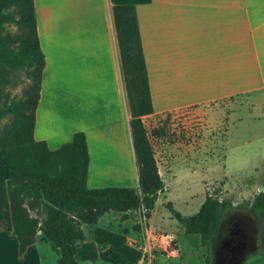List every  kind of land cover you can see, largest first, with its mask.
Returning <instances> with one entry per match:
<instances>
[{
    "label": "crops",
    "instance_id": "obj_1",
    "mask_svg": "<svg viewBox=\"0 0 264 264\" xmlns=\"http://www.w3.org/2000/svg\"><path fill=\"white\" fill-rule=\"evenodd\" d=\"M116 5L135 7L152 115L264 90V0H34L45 66L33 137L54 151L83 132L89 189L102 187L107 173L137 188ZM110 214L82 225L92 228L96 246L97 231L112 229ZM136 219L120 223L130 227ZM130 231L127 237L143 242ZM7 252L10 264H24L29 254L41 260L37 243L20 257L16 236L0 231V264Z\"/></svg>",
    "mask_w": 264,
    "mask_h": 264
},
{
    "label": "trees",
    "instance_id": "obj_2",
    "mask_svg": "<svg viewBox=\"0 0 264 264\" xmlns=\"http://www.w3.org/2000/svg\"><path fill=\"white\" fill-rule=\"evenodd\" d=\"M113 16L131 113L137 188L89 189L83 132L74 133L71 142L54 151L33 137L45 66L34 0H0V124L8 120L0 127V231L16 236L20 257L42 236L59 254L55 264L95 263L100 247L84 241L82 225H94L106 213L126 220L140 211L149 219L164 188L143 123L153 107L135 7L116 5ZM6 26H14L16 32H8ZM16 71H25L29 80L19 99L5 92L9 76ZM232 204L206 196L192 216L181 215L171 204L167 209L186 234L200 236L207 264H212V251ZM241 205L250 207L264 224V192ZM262 241L264 245V227Z\"/></svg>",
    "mask_w": 264,
    "mask_h": 264
},
{
    "label": "rangeland",
    "instance_id": "obj_3",
    "mask_svg": "<svg viewBox=\"0 0 264 264\" xmlns=\"http://www.w3.org/2000/svg\"><path fill=\"white\" fill-rule=\"evenodd\" d=\"M6 29L16 32L14 26H6ZM28 83L26 72L16 71L9 76L5 92L10 98L19 99ZM7 121L3 120L0 127ZM143 123L164 188L158 193L149 219L140 211L132 213L130 217L137 218L136 224L127 227L120 223V214L107 216L112 229L97 231L101 248L97 264H138L140 255L133 248L138 240L126 236L132 229L136 237H144L148 231L157 239L173 240L178 256L166 264H207V252L201 246L200 236L186 234L170 216L167 205L171 204L181 215L189 217L198 211L206 196L242 204L251 202L259 194V189L264 188V90L218 103L149 115L143 118ZM114 175L101 176L105 180L102 187L132 188V181L129 183ZM83 232L84 241L92 242V228L85 227ZM224 233L222 231L218 241ZM36 243L41 258L39 264H55L59 258L57 250L42 236H38ZM5 254L10 264V252ZM37 262L34 254H29L24 264ZM243 264H264V251Z\"/></svg>",
    "mask_w": 264,
    "mask_h": 264
},
{
    "label": "flooded vegetation",
    "instance_id": "obj_4",
    "mask_svg": "<svg viewBox=\"0 0 264 264\" xmlns=\"http://www.w3.org/2000/svg\"><path fill=\"white\" fill-rule=\"evenodd\" d=\"M263 227L250 207L233 203L225 213V235L215 243L212 264H241L261 252Z\"/></svg>",
    "mask_w": 264,
    "mask_h": 264
},
{
    "label": "built area",
    "instance_id": "obj_5",
    "mask_svg": "<svg viewBox=\"0 0 264 264\" xmlns=\"http://www.w3.org/2000/svg\"><path fill=\"white\" fill-rule=\"evenodd\" d=\"M152 235L147 231L143 242L133 245L134 250L141 254L139 264H160L163 258L174 259L178 256L179 250L172 245V239L165 237L157 239Z\"/></svg>",
    "mask_w": 264,
    "mask_h": 264
},
{
    "label": "water",
    "instance_id": "obj_6",
    "mask_svg": "<svg viewBox=\"0 0 264 264\" xmlns=\"http://www.w3.org/2000/svg\"><path fill=\"white\" fill-rule=\"evenodd\" d=\"M261 192H264V188H260L259 189V193H261ZM244 262H242L241 264H243Z\"/></svg>",
    "mask_w": 264,
    "mask_h": 264
}]
</instances>
